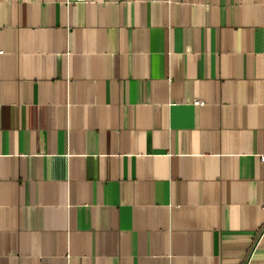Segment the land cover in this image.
Instances as JSON below:
<instances>
[{
  "label": "crops",
  "instance_id": "crops-1",
  "mask_svg": "<svg viewBox=\"0 0 264 264\" xmlns=\"http://www.w3.org/2000/svg\"><path fill=\"white\" fill-rule=\"evenodd\" d=\"M0 264H264V0H0Z\"/></svg>",
  "mask_w": 264,
  "mask_h": 264
},
{
  "label": "built area",
  "instance_id": "built-area-1",
  "mask_svg": "<svg viewBox=\"0 0 264 264\" xmlns=\"http://www.w3.org/2000/svg\"><path fill=\"white\" fill-rule=\"evenodd\" d=\"M195 104L198 105V106H203L202 102H195Z\"/></svg>",
  "mask_w": 264,
  "mask_h": 264
}]
</instances>
